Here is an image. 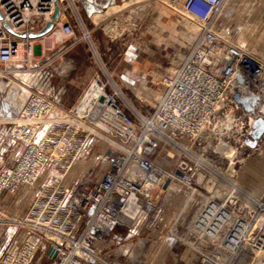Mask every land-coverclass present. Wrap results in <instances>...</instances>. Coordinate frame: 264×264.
I'll list each match as a JSON object with an SVG mask.
<instances>
[{
  "label": "built area",
  "instance_id": "1",
  "mask_svg": "<svg viewBox=\"0 0 264 264\" xmlns=\"http://www.w3.org/2000/svg\"><path fill=\"white\" fill-rule=\"evenodd\" d=\"M230 1L168 0L177 19L195 26L197 33L179 64L160 78V92L148 111L122 104L119 90L109 93L94 80L98 89L90 93L92 82L75 107L63 112L65 85H55L43 65L32 63L31 40L13 37L2 27L6 23L17 33L40 30L52 14V0H0L1 79L11 68L14 77L30 81L13 88L22 99L11 117L0 115L14 153L12 164L0 167V193L34 186L44 174L27 210L19 218H3L0 264H149L171 240L193 252L198 264H229L264 249L262 240L246 234L248 208L239 201L243 193L236 184L226 182L213 197L201 195L195 182L198 169L211 166L210 159L201 162L211 142L235 137L242 140L241 149L260 113L251 115L236 101L261 92L264 56L235 41ZM55 29L73 35L69 24L59 21ZM98 144L106 150L97 157L105 167L97 179L81 176L72 186L63 185L72 164ZM164 150L178 155L172 172L156 159ZM175 183L186 195L180 211L190 205L194 213L183 232L177 230L178 211L160 239L150 240L145 233L155 228ZM108 239L114 245L106 250Z\"/></svg>",
  "mask_w": 264,
  "mask_h": 264
},
{
  "label": "rangeland",
  "instance_id": "2",
  "mask_svg": "<svg viewBox=\"0 0 264 264\" xmlns=\"http://www.w3.org/2000/svg\"><path fill=\"white\" fill-rule=\"evenodd\" d=\"M229 4L233 6L230 18L234 20V24L230 31L235 41L251 53L264 56V0H231ZM62 5L63 16L59 21L69 24L73 29V35L65 37L55 29L47 37L58 35V40L50 47L42 48L43 44L40 46V42L43 38L38 39V43H31V55L28 57L33 59L32 63L38 60L37 63L44 66V69L53 76L55 85L63 84L61 83L64 80L63 73L68 74L69 90L65 103H62L60 108L63 112L75 107L77 98L94 80L106 86L109 93H114V88L119 90L120 97L118 96L117 100L122 104L128 103L138 110L148 111L160 92V78L179 64L191 45L192 40L185 34L197 33L195 26L177 19L175 12L168 7V0H116L108 9L95 11L90 19H86L83 8L78 4L73 3L74 10L69 9L67 0H63ZM112 6L115 8L109 10ZM86 32L88 38H83ZM28 57L26 45H23L21 58L25 60ZM67 61L66 68L64 63ZM2 69L4 68L0 66V106L1 100L7 97L9 91L30 82L24 76L14 77L16 73L11 72V68L6 70L9 76L3 80ZM78 86L81 88L77 91ZM17 95L12 96V101L19 103L22 97L17 100ZM254 100L248 111L251 115L257 111L260 113L244 136L242 148L239 149L242 140L235 137L211 142L207 157H201V162L205 164L209 159L212 160L211 166L198 169L195 182L201 195L207 196L209 193L213 197L225 189L226 182L236 184L243 193L239 201L248 208L243 219L246 234L264 242V87L261 92H256ZM1 124L0 121V129ZM255 145L258 147L255 148ZM105 150L106 146L103 144L93 145L87 156L72 164L62 184L72 186L81 176L89 177L87 179L89 182L96 180L105 168L103 164L101 166L97 164V157L98 154H104ZM164 153L159 154L156 159L166 170L172 172L178 155L172 150H164ZM11 164L12 162L2 166ZM197 166L200 167L199 164ZM44 173L46 174V171ZM43 178L44 174L38 178L34 186L20 189L27 188V196H33L42 184ZM170 188L171 192H168L163 202L162 215L155 224V228L163 232L166 231L172 215L182 209L186 198L179 183ZM19 190L13 193L7 191L0 193L2 225L3 218L12 220L21 216L16 214L20 212L12 209L15 204L14 194ZM6 194L11 195L10 203H4ZM30 205L31 201L27 206ZM194 208L185 205L183 212L180 211L182 216L177 229L179 232H183L194 213ZM165 213L169 215L164 217ZM164 218H169L165 224L162 222ZM173 242L175 241L171 240L169 243ZM156 244H160L159 241ZM160 253H157V256ZM229 264H264V249L256 255L231 259Z\"/></svg>",
  "mask_w": 264,
  "mask_h": 264
},
{
  "label": "crops",
  "instance_id": "3",
  "mask_svg": "<svg viewBox=\"0 0 264 264\" xmlns=\"http://www.w3.org/2000/svg\"><path fill=\"white\" fill-rule=\"evenodd\" d=\"M72 1L74 4L76 3L81 8H83L86 19H90L91 18L90 16H93L92 14L95 11H99L103 8L108 9L109 6L113 5L116 2V0H72ZM70 7L72 10L74 9V5L70 6ZM112 8H115V7H111L109 10H111ZM62 16H63V14H62ZM39 29H41V26L39 27ZM37 41L38 40H31V43L32 44L38 43ZM42 41L40 42V46H41ZM36 62H38V60ZM64 66L66 68L68 67V61H67V63H64ZM62 79H64V80L61 81V83H63L65 85V89H66V92L62 98V103L64 104L65 100L67 98L68 90H69L68 74L63 73ZM82 86H83V84L81 85V87ZM81 87L78 86L76 88L77 91ZM14 90L15 89H13V91H9L7 97H5L4 99L1 100L0 115H1L2 119H8L12 115V106H14L16 104V102L12 101V96L14 95V92H15ZM1 125H2V127L0 129V167L2 165L11 163L14 159V153L12 151L11 143L5 134L6 126L3 124H1ZM26 190H28V189L22 188L16 194H14V196H15L14 203L15 204L13 203L14 206L12 207V209H13V211L20 212V213H16L17 216L22 215L26 211V209L28 207L27 206L28 203H30V201L32 200L31 195L27 196ZM10 197H11L10 194H6V198L4 199V203H6V202L10 203V201H9ZM11 202H12V200H11ZM0 207H1V196H0ZM168 215H169V213H168ZM168 215H167V213H165L164 217H167ZM169 218H164L162 220V222L165 224L169 220ZM160 232H162L161 229L159 230L156 228H152V229H149L146 231L145 237L149 238L150 240H156V239H158ZM3 233H4V227L2 224H0V239L3 235ZM113 245H114V241L112 239H108L107 245H106V250L110 249ZM98 247H101V246H99V244H98ZM149 264H198V258L193 252H191L187 248L173 242L172 244H170V246H168L166 249L161 251V253L156 258H154L152 261H150Z\"/></svg>",
  "mask_w": 264,
  "mask_h": 264
},
{
  "label": "water",
  "instance_id": "4",
  "mask_svg": "<svg viewBox=\"0 0 264 264\" xmlns=\"http://www.w3.org/2000/svg\"><path fill=\"white\" fill-rule=\"evenodd\" d=\"M53 2V11L52 14L50 16V19L45 22V24L43 25V27L35 32H29V33H17L12 31L8 25L6 23H2V27L3 29L9 33L11 36L19 38V39H28V40H38V39H42L44 37H46L47 35H49L55 24L59 22L61 14H62V5L60 3L59 0H52ZM2 19L1 14H0V20ZM236 101L241 103L245 109L248 110V103L250 101H255L254 99L250 100L249 98H236ZM253 104V103H252ZM176 176H179V173L176 174ZM169 183V181L166 182V185Z\"/></svg>",
  "mask_w": 264,
  "mask_h": 264
},
{
  "label": "bare ground",
  "instance_id": "5",
  "mask_svg": "<svg viewBox=\"0 0 264 264\" xmlns=\"http://www.w3.org/2000/svg\"><path fill=\"white\" fill-rule=\"evenodd\" d=\"M68 2H69V7L70 6H73V4H72V2L70 1V0H67ZM67 3V2H66ZM126 2H124V4H125ZM113 7V6H112ZM111 8V7H110ZM69 9H71V7L69 8ZM72 10V9H71ZM74 10V9H73ZM61 18V17H60ZM191 29H193V28H191ZM186 35V37H188V39H192V37H193V34H185ZM57 38H59V36L58 35H52V36H50V37H44L43 39V41H42V44H43V46H42V48H46V47H50L56 40H58ZM98 89V84L95 82V81H93V83H92V86H91V90H90V93H94L96 90Z\"/></svg>",
  "mask_w": 264,
  "mask_h": 264
}]
</instances>
